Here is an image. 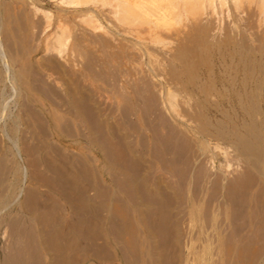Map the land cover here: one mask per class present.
<instances>
[{"label":"bare ground","instance_id":"6f19581e","mask_svg":"<svg viewBox=\"0 0 264 264\" xmlns=\"http://www.w3.org/2000/svg\"><path fill=\"white\" fill-rule=\"evenodd\" d=\"M49 1L57 10L69 13L74 11L72 13L76 12L77 16L81 18L80 20L85 25L80 35L81 39L98 45L103 50L104 53L101 56V61L98 60V66L103 70L113 66V69H111V71L114 70L113 80L117 82L118 90L126 102V105L116 103V106L110 104L106 107H101L102 102L100 104L95 100L96 98H93L95 95L94 91L88 88L90 86L88 85V83L90 84L88 79L90 78L86 74L87 67L85 63L81 62V66H79L81 69L77 70L78 73L72 72L66 80L68 86H73L76 90L77 113L75 115L78 118L77 127L80 132L81 128L86 130V132L80 134L88 145L86 147L89 150L91 147H93L92 149L97 147V151L103 159L99 157L100 161L103 162L104 167L106 166L110 172L113 169V174L107 173L108 175L112 174L114 182V177L116 176H121L124 182L126 181L124 183L126 187L121 183L120 186L118 185L120 188L121 186L126 188V200L124 195L121 196V193L119 194L120 189L117 191L114 188L115 183L112 179L111 184L108 183L109 185L107 184L104 188L109 186L108 189L111 188V190L109 189L108 191L115 196H110L107 191L106 195L103 196L104 198L102 197L105 200L104 202L85 197V203L83 204L79 201L81 204L76 206L79 202L76 204L74 200L76 199L77 201V198L80 200L79 193H76L78 197L75 199L70 197L68 201V206H70L73 216L74 214V217L80 216L76 220L77 222L79 219V225H82L80 231L92 239L90 247L93 252H91L93 258L96 257L100 260L99 262H104L105 264H108L109 257L116 259L113 251L109 250L111 246V244L109 246L110 230L114 228L116 233L114 232L113 236L116 235V239L119 240L116 242H120V245L121 242L124 243L125 249L130 247L129 251L127 250L128 252H130L131 247L135 250L134 252L137 250V257L136 254L134 256L132 253V261L135 260L137 262L136 258L139 257L138 260L140 262L138 261V264H167V257L170 253L172 254L170 258L177 254L179 256L181 247L185 245L188 249L193 250L195 243L203 247L202 250L206 256L211 255L212 246L217 247V254L221 256V260L225 258H222L224 247H229L227 250L225 249L227 258L224 261L226 260V264H264V0ZM24 2L28 5V8H32L34 14L41 13L45 18L44 20H47L45 26L42 27V32L55 25L56 29L50 32L46 38H54L55 49L58 53H61L69 38L63 37L62 27L65 26L63 23H61V27L59 25L60 22L58 24V19L56 20L57 22H50L53 13L56 11L43 6L42 0H24ZM25 4L23 3V5ZM57 14L59 17L61 16V12ZM71 16L75 17L76 15L71 14ZM64 18L63 16L60 17L61 20L63 19L62 22H64ZM65 21L67 22V20ZM1 27L0 19V29ZM13 29L15 28L13 27ZM2 31L0 30V35ZM2 39L3 37L0 38V61L2 63V69L0 67V86H7L6 88H9L8 90L11 92L9 97L12 96L17 100L23 92L21 87H24L23 84L29 85V80L21 77L22 75L15 68L14 63L18 55H13L15 53H12V50L7 48L9 44L6 47L5 41L3 42ZM116 39L119 40L118 45H114L117 50L111 52L108 47L113 45L111 41ZM170 44L174 46L169 47ZM5 47L8 51L5 50ZM10 50L11 52H9ZM116 57L123 58L122 64L121 62L113 64V62H117L115 60ZM55 61L52 60L51 63ZM67 63H70V61L67 60ZM30 88L32 89V87ZM68 90L69 88L67 89V95H69ZM25 95L29 101L34 100L29 87L26 88ZM114 103L115 101H112V104ZM43 111L45 112V110ZM11 115L12 110L9 107L8 97L0 98V121L2 122L0 128L3 132L2 134L7 136L14 145L15 143L6 128V121L11 119ZM75 115L73 116L75 117ZM14 118L25 121L22 119L21 114H14ZM15 119L13 121L16 125ZM15 128L17 127L15 126ZM112 129L115 132H111ZM95 132L100 133V135L95 134ZM114 138L118 141L114 143L115 147L112 148L113 150L111 147L104 150L108 144L112 145L110 141ZM15 147L18 148L17 144ZM22 147L17 150L14 149L15 152L11 149L10 152L13 156L11 159L17 157L18 161L15 160L13 163L11 160L10 162L13 164L9 167L4 166L7 161L3 162V159H0V166L2 165L6 170L3 169L4 175H8V187L6 182L4 183L5 176H3L4 180L0 179L7 187L6 189L4 188V191L0 182V215L2 211L8 210L9 206L14 203L17 205V202H20L23 185L26 180L39 178L42 174L44 178H47V169H50L53 164L47 159V166L44 165V170L30 174L29 168L24 163L27 159L24 160L19 150ZM108 150H112L113 154L110 155L111 152L109 153ZM27 151L29 153V150ZM32 151L30 150V152ZM87 154V157L83 156L84 160H91V157L89 159ZM32 161L34 162V160ZM84 163L80 164L82 168L85 167L84 174L93 175L88 171V167ZM101 166L98 167L102 168ZM39 167L37 168L39 169ZM0 171L2 170L0 169ZM65 172H69L68 174L71 175L70 178L68 176L69 180L65 181L67 173L58 175H64L65 182H63L73 187L75 180L73 182L70 179H74L75 175L67 170ZM94 172L96 173L95 170ZM121 177L118 179L123 182ZM42 180L44 181L43 178ZM45 180L47 181V179ZM57 182L56 185L59 183ZM117 182L119 181L117 180ZM60 184L54 187L58 189L60 187L62 190L63 187ZM66 185L63 186L66 187ZM36 188L32 189L36 190ZM77 188H74V190H80ZM72 190H67L71 191L69 196L74 193ZM117 193L122 199L124 197L121 202L122 204L125 202L122 205H125L124 208L122 207L124 219L122 220L121 217L120 219L112 215L111 220H113L115 226L109 227V222L110 224L112 223L111 220H106L107 214H101V212L94 214L93 210L96 209L95 211L108 213L114 207L110 206V208L107 206L106 197L109 195L107 200H112L115 203L118 199H121L120 196L117 197ZM80 194L82 193L80 192ZM64 195L66 196V194ZM98 195L96 196L101 197ZM26 200L27 203L26 201L23 202L32 204L28 203V198ZM110 203L108 205H111ZM116 204L120 206L119 201ZM38 205L40 207V203ZM108 207L109 210H107ZM115 209L116 207L113 212L116 211ZM53 211L55 212V210ZM15 212L19 213V211ZM21 213L26 216L23 211ZM120 213L119 215H122V212ZM9 214L11 213L9 212ZM39 214L41 215V213ZM206 214H208V217H206ZM34 216L35 214L31 219ZM60 216H58V224H55V222L50 223L51 225H49L48 229H45L41 222V226L38 225L39 227L34 228L38 235V238H34V240L38 239L41 249H50L49 243H54L57 239L66 242L70 241V233H74V231H70L69 226L67 228L61 226L64 225V221L60 220ZM94 216L97 218L96 222H94ZM74 217L70 218L73 222L75 220ZM7 220L0 217V227L4 226V224L12 226L18 222V220L15 222V219H10L11 224L9 225ZM203 220L209 221L208 226L206 223L208 228L203 225V223L205 224ZM23 221H25L24 218ZM60 221L63 224H59ZM106 221L108 222L106 224L107 227L110 228L108 230L106 227V230L109 231L108 236V232L106 233L103 226ZM183 221L187 222L185 224L189 230L185 242L182 238L184 233L182 234V229H180ZM48 222L51 221L48 220ZM73 222L72 225L71 223L69 225H74L73 228H75L77 224L75 222L73 224ZM20 223L22 228L25 227L24 224H27L25 222L23 224L22 220ZM31 223L33 226V220H31ZM92 224H95V229ZM182 225L184 226V224ZM20 226V229H18L21 231L22 228ZM196 226L199 227L198 231ZM193 228H196V234H193L195 233ZM10 229L11 227H9L10 233L4 230L2 236L7 237L12 234L11 230L14 229ZM90 229L94 231L93 235L90 233ZM26 230H28L27 233L29 234V228H26ZM78 230L75 229V231ZM202 230H204V233H201ZM126 231L129 232V239L131 242L133 241L132 243L135 247L137 246V249L133 248L132 245H128L129 243L131 244L130 241L125 246L127 241H124L123 237H128L126 236L127 234L124 235ZM186 231L187 229L183 232ZM27 233L25 232V236ZM21 234L19 236L23 235ZM32 237L30 236L29 240ZM27 238L25 237L24 241ZM73 239H77V237ZM83 240L85 241V239ZM97 240H100V242H97ZM12 243L10 244L13 245ZM45 243H48V245ZM17 244H20V240ZM62 244L59 242V246L57 247L56 245V247L64 248L65 245ZM16 246H14V251L9 257L3 260L2 258L0 259V264L40 263L39 261L34 263L33 259L29 258V255L34 253L32 249L29 252L24 249V246L20 248L21 250ZM127 246L129 247L127 248ZM28 248H33V246L30 247L29 245ZM40 248H35V250L39 251ZM71 249L73 248H70V251ZM172 249H174L175 254L172 253ZM59 252L61 251L57 250V253ZM122 252L125 254V251ZM191 252L195 254L194 251ZM39 253L44 254L41 250ZM61 255L63 254L56 255L53 253L51 255L53 256L52 261L51 259L48 260L51 261V264H54V262L55 264L60 263H56V261H62V264L68 263L63 259L65 255L67 257V254L65 253L64 257ZM129 255H123V260H126ZM73 256L75 255L73 254ZM143 256L147 258L146 262L142 260ZM173 257L177 260V256ZM180 257L181 259L179 258L177 261L185 264L186 261L183 262L184 260H182L183 254ZM201 257L202 255L198 256L199 259ZM170 260L174 264L173 258ZM205 260L204 258L203 262ZM79 261L77 262L79 263ZM126 261L128 262V260ZM129 264H131V259ZM190 264H194V262H190ZM220 264H224L223 261Z\"/></svg>","mask_w":264,"mask_h":264},{"label":"rangeland","instance_id":"374dc122","mask_svg":"<svg viewBox=\"0 0 264 264\" xmlns=\"http://www.w3.org/2000/svg\"><path fill=\"white\" fill-rule=\"evenodd\" d=\"M0 3H1V5H0L1 6V12H0L1 17H0V19H1V24H2V27H1L0 30H3L1 32L0 38L3 37L2 41L3 42L5 41L4 44H5L6 47H7V44H9V46L7 48H8V50L11 49L12 50V53L13 52L15 53L13 55H15V56L18 55L17 56L18 59L15 57L16 58L15 59L16 62L14 63L15 64V68H17V70L19 71L20 75H22L21 77H25V78H27L29 80L28 81L29 85L28 84L27 85L26 84H23L24 87H21L22 88V91H23L22 92L23 94L21 93L20 97L17 100H15L12 96L9 97V95H11V92L8 90L9 88L8 89L6 88L7 86H5V85L0 86L1 87L0 88V93H1V97L0 98L8 97L9 107L12 110V115L10 117L11 119H8V121H6L7 122L6 123V128L8 130L9 135H11V138H12V140L15 143L13 145V143L10 142V139H8L7 136H4L2 134L3 132H2V130L0 128V144L2 145V146L0 145V159L1 160L3 159L2 160L3 162L7 161V162L4 163V166H8L9 167L10 165H12L14 163L15 160L18 161V158L17 157H14V159H11V158H13V156H12V154L10 152L11 149H12L13 152H15V150H17L19 147H22L23 146L22 149L20 148L19 150H20V153H21L22 157L24 158V160L27 159L24 163L26 164L27 168H29L28 171L30 170L29 171L30 174H32L33 172L34 173L35 172L37 173V171H39V170H44V165L47 166V162L48 161H51V163L53 162L52 166L50 167L51 171H50V169H47V176H48L47 178H44V175L42 174V175H40L41 177H39V178H36V179H31L30 178V179H28L29 181L26 180V183L23 185V187H24L23 188V193L24 194L22 193V195L20 197V202H17V205L18 206L14 203L15 205L13 204L12 205L13 207L12 206H9L8 207L11 211L9 209L6 210V211H2L0 217L1 218L3 217V219H5V220L8 219L7 221H8V224L9 225L11 224V220H14L15 219L14 221L17 222V220H18V222H17V224L14 223L12 226L11 225L10 226H7L6 224H4V226H1L3 229L0 227V259L2 258V260H3L4 258L9 257L10 254L14 251V248H15L14 246L17 245L16 247H19V249L24 246V249L27 250V251H29V252L32 249V251L34 253L32 255H29L30 256L29 258L30 259H33L32 261L34 263H38V261H39L40 262L39 264H41V263L42 264H51L52 257H53L51 255H53V253L56 254V255H59L61 253V254H63V255H61L63 257H64V254L66 253L67 254V257L65 255V257L63 259H64V261H66L68 263H63V264H87V263L88 264H90V263L91 264H105L104 262H99L100 260H98L96 257L93 258V254H92L93 252L91 251V247H90L92 245L91 242H90L92 239L88 238L87 234L84 235L85 233H83V232L80 231L82 225L81 226L79 225V222H78L79 219L76 222L77 218H79L80 216L77 217L78 216L77 215L76 217H74L75 214L73 216V213L71 212V208H70V206H68L69 205L68 204V201H69L70 197L71 198L73 197L72 199H75L76 197L79 196L80 197V200H78L79 198H77V201L75 199L74 200V203L78 204V202L80 201L81 203L84 204L85 201H86V198H89V199H92L93 198V200L97 199L95 201H100V202L103 201L104 202L105 200L103 199L104 198L103 196L106 195V192L109 189L111 190V188L108 189L109 186L107 188H104V187H106V185L108 183L111 184L112 179H113V176H112L113 169H111V172H110L109 170H107V167L106 166L104 167L103 162L100 161L102 158H101V155H99V152L97 151L98 150L97 147L94 148V149H92L93 147H91L90 150L86 147L87 143H85L83 136L80 135V134H83L84 132H86V130L84 128H81L82 130L80 132V130L77 127L78 126V118L75 115V113H77V111H76V109H77L76 108V106H77L76 105V103H77L76 90H75V87L68 86L66 80H67L68 76L72 74V72L78 73L77 70H80L81 69V68H79V66H81V62L82 63H85V65L87 67L86 74H87L88 78L91 79V80L88 79L89 82H90V84L88 83V85H90V86H88V88L90 90L94 91V94L95 95H94L93 98H96L95 100H97L100 104L102 102V104L100 106L101 107H106V106H108L110 104L112 106H114V105L116 106V103H120L121 105H126V102H125L123 96L120 94V92L118 90L117 82H115L113 80V78H114V76H113L114 70L111 71V69H113V66H109V68H107L106 70H103L102 68H100L98 66V60L101 61V56H103V53L104 52L100 48V46L95 45V44H92L89 41H84V40L81 39V36L80 35L83 32V30H84L83 28L85 27V25H83L84 23L80 20L81 18H79V16H77L76 12L75 13H72V12H74V11H72V12L69 13V12L59 11V10H57V8H55L53 6V4L49 0H42V5L43 6H45L48 9L50 8L52 11H56V12L53 13L50 22L51 21H52V23L53 22H57L56 20L58 19V24L60 22V24H59L60 26H61V23H63L65 25L64 26L62 24L64 27L61 26L62 27V32H63V35H64L63 37L66 36V37L69 38V40H68L66 46L64 47V49L62 50V52L61 53H58L57 50L55 49V41H54V38H52V37H49L48 39L46 38L49 35L50 32H52V31H54V29H56L55 25H53V27H51L47 31L42 32V29H43L42 27L45 26V24L47 23L46 22L47 20H44L45 18L42 16L41 13L34 14V12L32 11V8H28L27 7L28 5L25 4L24 0H0ZM23 3L25 5H23ZM60 12H61V16L60 17H62V16L65 17L64 18V22H62L63 19L61 20L60 17H59V15L57 14V13L60 14ZM62 14H64L65 16L62 15ZM71 14L72 15L74 14L76 16L75 17L74 16L72 17ZM66 15H68V16L66 17ZM65 20H67V22ZM38 24H39V26H38ZM13 27L15 29H13ZM4 28H6V29H4ZM45 42H46V45H45ZM118 42H119L118 39H116L115 41H111V44L113 43V45H111L110 47H108V50L111 51V52H113L114 50H117V48L114 45H118ZM172 46H174V45L173 44H170L169 45V47H172ZM6 47H5V50H7ZM45 48H46V50H45ZM13 49H14V51H13ZM11 50L9 52H11ZM16 51H17V53H16ZM120 58L116 57L115 60L117 62H113V64H117L118 62H121L123 58L122 59H120ZM52 60H54V61L56 60V61L53 62V63H51ZM57 60H58V62H57ZM67 60L70 61V63H67ZM124 61H125V59H124ZM122 62H121V64H122ZM1 64L2 63L0 61V67L2 69ZM127 65H128V63H127ZM22 68L25 69V70H23ZM27 69H29V70H27ZM88 69H89L90 72L88 71ZM26 72H28V73H26ZM31 76H32V78H31ZM30 84H32V85L30 86ZM21 86H22V84H21ZM28 87H29L31 93L33 94L34 100L29 101V99L26 98L25 90ZM30 87H32V89ZM68 88H69V90H68L69 95H67V89ZM110 95H111V97H110ZM64 99H65V101H64ZM112 101L113 102L115 101V103L112 104ZM70 106H71V108H69ZM74 107H75V109H74ZM43 110H45V112ZM19 113L21 114L22 119L25 120V121H22V120H19V119H15L14 118V114L15 115H20ZM71 113H72V115H71ZM73 115H75V117ZM43 116H45V117H43ZM12 117L15 119L16 125L14 124V121H13L14 119ZM91 119H93V118H91ZM0 124H2L1 121H0ZM15 126L17 128H15ZM74 126H76V127H74ZM83 130H85V131H83ZM113 130L114 129H112L111 132H115ZM31 132L34 134V136H32L33 134L31 135ZM95 134H99L100 135V133H98V132H95ZM27 136H29V137H27ZM101 136H102V134H101ZM78 137H80L81 139L78 138ZM17 138H19V139H17ZM20 139L22 140L21 142H20ZM27 139H28V141H27ZM8 140H9L10 143L8 142ZM116 141H118V140H116L115 138L112 139L110 141L112 143V145L111 144H108L107 146H105L104 150L107 149L108 147L109 148L111 147V149L113 147H115V144L114 143ZM7 143H9V144H7ZM16 144H17V147L18 148L15 147ZM4 145H5V147H4ZM33 148H34V150H33L34 152L32 151ZM23 150L24 151L25 150L26 151L29 150V153H28V151L27 152L26 151L24 152ZM30 150L32 152H30ZM112 150L111 151L108 150L109 153L111 152L110 155L113 154V151ZM7 151L10 152V153H8ZM96 151H97V153H96ZM6 153H8V154H6ZM94 153H95V155H94ZM86 154L89 155V159L91 157V160H84L83 156H86ZM114 154H116V153H114ZM34 155H36V156H34ZM1 156H3V157L1 158ZM117 156H120V155L118 154ZM5 157H6V159H5ZM9 157H10V159H9ZM31 158H32V160H34V162L31 160ZM47 159H48V161H47ZM10 161L13 162V163H11ZM81 163H84V165H86L88 167V171L90 173H92L93 175H91L89 173L85 175L84 174L85 167L82 168L81 165H80ZM98 166L99 167L101 166L103 168V170H102V168H99ZM37 167H39V169ZM0 169L3 171V172L0 171V173H1L0 174V179L2 180L3 179V176H5L4 177V179H5L4 183L6 182V186H7L8 185V183H7L8 182V180H7L8 179V175H6V174L4 175V170L5 169H4V167L2 165L0 166ZM56 169H58V171H56ZM66 170L72 172L75 175L74 179L73 178L70 179V181H73V182L75 180V182H74L75 184L73 185V187L70 186V185H68V184L66 185V183H64L66 180H69V178L71 177V175L68 174L69 172H65ZM94 170L96 171V173L94 172ZM100 171L103 174L106 173L107 175L106 174L103 175L102 173L100 174ZM107 172L108 173L110 172L112 174H109L108 175ZM50 173L53 174V175H51ZM62 173H67V176L65 177V181H64V175H58V174H62ZM54 174L55 175L57 174V175L55 176ZM49 176H51L50 178H52V179H50ZM68 176H69V178H68ZM120 177L119 176L118 177L117 176L114 177L115 178V182H114V179H113V182L115 183L114 184V188L117 189V191L120 189L119 190L120 191L119 194L121 193L120 195L121 196L124 195V197H125L126 196L125 195L126 188H124V187H126V185L124 183H126V181L124 182V179L121 177V179H123V182H121V180H119ZM42 178L44 179V181L42 180ZM45 179H47V181H49V183L46 184L47 181ZM59 179H61V181H59ZM80 179H82V180H80ZM97 179H99V180H97ZM30 180L31 181L34 180V181L31 182ZM103 180L104 181L106 180V181L104 182ZM117 180L119 182H117ZM78 181H81V182H78ZM97 181H99V183H97ZM107 181H109V182H107ZM50 182H51V184H50ZM56 182L58 183L57 185H56ZM1 183L3 185L1 187L3 190H4V188L6 189L8 187V186L6 187L3 182H1ZM120 183L125 185L123 188L121 186L122 189L119 187L121 185ZM27 184H28V187H27ZM59 184H60V186L63 187V189H62L63 191L60 189V187H59L60 190L58 188H56ZM63 185H66V187L63 186ZM75 185H76V187H75ZM54 186H56V187H54ZM77 186H78V188H77ZM34 187L35 188L37 187L36 190L32 189ZM74 188H77V189H80V190H78V191L76 190L75 191ZM114 188H112V189H114ZM39 189H40V191H39ZM56 189H58V190H56ZM67 190H72V192L74 191V193H73L74 195L72 194V196H69L70 193H71V191L69 192ZM52 191L53 192H56V193H53ZM100 191L101 192L103 191V192L101 193ZM80 192L82 194H80ZM97 192H99V193H97ZM76 193H79L78 196H76L77 195ZM64 194H66V196ZM98 194H100V195H98ZM107 194H109L110 196H113L114 195L112 193L110 194V192L107 193ZM58 195H60V196H58ZM96 195L101 196V197H97ZM109 195L107 197H109ZM61 196H62V198H60ZM119 196H118V193H117V197H119ZM81 197L83 199L85 197L86 198L83 200ZM107 197H106V202L107 203L106 202L105 203L109 207L110 206L111 207H114V208L116 207V209H115L116 211L113 212L114 208L112 209L110 207L113 213L111 212V210L108 212L109 213L108 214L105 211H95L96 209L93 210V213L94 214L95 213L98 214V212L99 213L101 212V214H107L106 220H108V219L111 220L112 215H115L116 218H120L121 217L122 220H123L124 219V217H123L124 216L123 215V213H124L123 208H124L125 205L124 206H122V205L125 204V202H123V204L121 202L123 201L124 197H123V199L121 197V199H118L117 201L115 200L116 202L119 201L120 206H118V204H116V202L113 203V201L112 200L110 201L109 199H108L109 200V203L112 202L113 205H115V204L116 205L113 206L112 203H110L111 205H108L109 203H108ZM22 198H23V200H22ZM27 198H28V201H29L28 203H32V204H26L27 203V200H26ZM100 198H102V199H100ZM30 199H32L31 202H30ZM54 199H55V201H53ZM81 199H82V201H81ZM125 200H126V197H125ZM23 201L24 202L26 201V203H24ZM36 201H39V202H36ZM80 202L76 206H79L81 204ZM20 203H22V204L24 203V204L23 205L22 204L20 205ZM39 203H40V207L38 205ZM36 204H37V208H36ZM58 204H60L61 206L60 205L58 206ZM41 205H42V208H41ZM109 207H108L107 210H109ZM23 208H26V209H29V210L26 211ZM15 209H17V210H15ZM53 210H55V212ZM8 211L11 214H9ZM15 211H19V213L21 215L18 212H15ZM22 211L24 213H26V216H25V214L21 213ZM37 211L39 213H41L42 216ZM120 212H122V215H119V214H121ZM37 213H38V216H37ZM34 214H35L36 217L34 216V218L31 219ZM11 215H13V217H11ZM27 215H29V216L27 217ZM206 215H207L206 217H208V214H206ZM18 216H21V217H19L20 219L18 218ZM22 216H23V218H24L25 221H23ZM58 216H60V220L64 221L63 222L64 225H61V226L62 227L64 226V228H67L69 226L68 228H70V231H74V233H76V235H74V233L71 232L72 233V234L70 233V238L71 239L68 242L63 241V240H60V239H57L56 241H54V243L53 242H51V244L49 243V247H51L53 251L51 250V248L50 249H41L39 247L40 243H39L38 239L37 240L36 239L34 240V238H38L37 232H35L36 229L34 230V228H37L38 225L41 226L40 224L42 223V226L45 229L46 228L48 229L49 228V225H51L50 223H54L55 222V224H58L57 223ZM71 216H73L75 218L74 222H75V224H77L76 226H79V227H76L75 226V228H73L74 225L71 226L72 225V222H73V220H71L73 217H71ZM91 217H93V216H91ZM35 218L38 219V220H36ZM64 218H66V219H64ZM204 218L205 217L203 215V219ZM96 219L97 218L94 216V222H96ZM21 220H22V223L23 224H24V222L27 223V224H24V226H25L24 228H22V226H20ZM31 220H33V226L34 227L32 226ZM34 220H35V224H34ZM48 220H50L51 222H48ZM67 220H70L71 222L70 221H67ZM206 220H207V218H206ZM206 220H203V222L205 221V224L203 223V225L206 226V223H207V226H208L209 225L208 224L209 221L207 222ZM62 221H60L61 223L59 222V224H63ZM44 222H46V224H44ZM74 222H73V224H74ZM92 222H93V220H92ZM28 223H29V226L30 225L32 226V228H33L34 231L33 230L31 231L32 228H31V226L30 227L28 226ZM37 223H39V224H37ZM70 223H71V225H69ZM107 223L108 222L106 221L105 225H103L104 228H105V230H106V227H107V225H106ZM111 223L112 224H110V222H109L108 226L110 225L109 227H111V226L114 227L115 224H113V220H111ZM185 223H187V222L186 221H183L181 223V226H180V229H182V234L184 233L183 236L186 234L185 235L186 238L182 236V238L184 239V242L187 239V233L189 231L188 230V226L186 227V224ZM182 224H184V226ZM5 225H6L7 229H6ZM19 226L22 229H24V230L21 229V231H20L19 230L20 229ZM207 226H206V228H208ZM4 227H5L6 230L4 229ZM9 227H11V229H14L16 227L14 230H11L10 229L11 232H13L12 234L14 236L12 234H10V235L7 236L8 238L5 237V236L3 237L2 235L4 233V230H5V232L8 231L10 233ZM92 227L95 229V224H92ZM109 227H107L108 230L110 229ZM196 227H197V231H198L199 230V227L198 226H196ZM26 228H29V234H31V235H29L27 233L28 230H26ZM75 229L76 230L79 229L78 230L79 232L78 231H75ZM186 229H187V231L186 232H183ZM108 230H106V233L108 232L107 233V236L109 235V231ZM111 230H110V236H111V238L109 236V238H110L109 246L111 244V246L112 245H113V247L116 246V248H114L115 249V251H114L113 247L110 246L109 247L110 248L109 250H112L113 251V254H115L114 257L116 259H114L113 257L112 258L109 257L108 258V261L109 262H107V263L108 264L109 263L110 264L111 263H114V264H119V263L122 264L123 263L124 264L125 262H127L126 260H128V262L130 263V259H131V264H136L139 261L138 260L139 257L136 258L137 257V250H136V252H134L135 250L132 249V247H131L132 252H131V250H130V252H128L129 249H130V247L127 246V248L128 247L129 248L128 249H125L126 247L124 248V246H123L124 243L121 242V245H120V242L119 243L116 242V241H119L118 239H116V235L113 236V234H114V232H115L116 229L114 230V228H113ZM125 230H123V231H125ZM204 230H202L201 233H204L203 232ZM197 231H196V228H193V232H195L193 234H196ZM25 232L27 233L26 236H25ZM90 233H92V235H93L94 231L91 230ZM20 234L22 236H24L23 237L24 239L22 238V236H19ZM122 234H124V233H122ZM78 235H79V237L80 236L81 237L79 238ZM124 235H126L128 237L125 238ZM124 235H123L124 236L123 237L124 238V241L125 240L127 241V243L125 242V246H126L129 243V241L131 242V240L129 239V237H130L129 232L126 231ZM27 236H28V238H27ZM30 236H33L31 240H29ZM25 237L27 238L26 241H28V242L24 241L25 240ZM76 237H77V239H73V238H76ZM9 238L12 239V240L9 241L10 240ZM83 239H85V241ZM19 240H20V244H17V242L19 243ZM30 241H32V242L35 241L37 244L35 242L34 243H32V242L30 243ZM93 241H95V240H93ZM24 242L27 243L26 244L27 246L24 245L25 244ZM59 242L63 243L62 245H65L66 248L65 247L64 248L66 249V251H65L64 248H61V247H59L60 249L57 248L59 246ZM97 242H100V240H97ZM132 242H131V244L129 243L128 245H132L133 248H134L135 245ZM10 243H12L13 245H11ZM79 243H80V245H79ZM88 243H90V244H88ZM28 244L30 245V247L33 246V248L35 246H36L35 247L36 249L40 248L39 251L41 250V252H43L44 254L39 253V251L35 250V248L34 249L33 248H28L29 247ZM45 244L48 245V243H45ZM196 244H198V243H195V245H194L195 247H194L193 250L192 249H188L184 245L179 250V254L180 255L178 256V254L176 253L177 255H173V256H177L176 259L178 260L179 258L181 259L180 256L183 254V257L184 256L185 257L184 258L182 257V260H184L183 262L186 261L185 264H190V262H192V263L194 262V264H198V263L199 264H201V263L202 264H220L221 261H223V263L226 264L225 263L226 260L224 261V259L227 258L226 255H225L226 254L225 252H226V250L229 247L228 248L224 247L226 250L224 249L225 251L224 250L222 251L223 252L222 258H224V257L225 258L223 260H221L220 259L221 256L219 254H217V247L212 246L211 247L212 248L211 249V255L210 256H206L204 254L203 250H202L203 247L202 246H199V245H196ZM9 245H11V246H9ZM56 245H57V247H56ZM87 246H89V247L87 248ZM11 247H13V248H11ZM118 247H119V249H118ZM70 248H73V249H71V251H70ZM135 248L137 249V246ZM87 249H88V251H87ZM198 249H200V250H198ZM57 250L58 251H61V252L57 253ZM118 250L125 251L126 256H127V254L128 255L130 253L131 254L129 255V257H126V260L124 259L125 260L124 261L123 260V258H124L123 255H125V254L122 251H119L122 254L121 255L118 252ZM197 250H198V252H197ZM75 251H76V253H75ZM189 251H190V253H189ZM191 251H194L195 254L196 253H198V254L195 255ZM37 253H38L39 258L37 256ZM132 253L134 254V256L136 254V257L135 258H136V261L137 262H135V260L132 261L133 260ZM172 253H174V249H172ZM49 254H50V256H49ZM73 254L75 256H73ZM170 255H172V254L170 253L168 255V257H167V264H170V263L173 264V261L170 262L171 261L170 260L171 258H173L174 264H180V263L181 264H184V263H182L180 261L175 260V258L173 256H171V258H170ZM199 255H202V257L200 259L198 258ZM120 256L122 257V259H121ZM145 258L146 257L143 256V259L142 260H144V261L146 260L147 261V258L146 259ZM194 258H196V259L194 260ZM204 258L206 259L205 260L206 262L205 261L203 262ZM209 258H211V259L209 260ZM48 259H51V261H49ZM189 259H192V260H189ZM54 260L56 261L55 258H54ZM57 260H59V259H57ZM77 261H79V263ZM188 261H189V263H188ZM58 262H60L59 264H62L61 263L62 261H56V263H58ZM85 262H87V263H85ZM128 262L125 263V264H129ZM132 262H134V263H132ZM54 264H55V262H54Z\"/></svg>","mask_w":264,"mask_h":264}]
</instances>
